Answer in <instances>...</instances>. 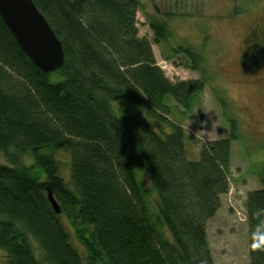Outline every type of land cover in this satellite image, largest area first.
Wrapping results in <instances>:
<instances>
[{"label": "trees", "instance_id": "trees-1", "mask_svg": "<svg viewBox=\"0 0 264 264\" xmlns=\"http://www.w3.org/2000/svg\"><path fill=\"white\" fill-rule=\"evenodd\" d=\"M32 1L61 41L65 63L39 70L0 18L4 264H214L207 224L229 192L236 124L230 139L203 145L198 161L187 158L186 133L167 119L166 99L188 109L204 82L168 80L139 36L138 0ZM149 26L155 43L169 46L167 22L152 18ZM172 52L201 70L192 49ZM62 152L69 180L58 173ZM260 179L262 189L245 203L250 264H264V173Z\"/></svg>", "mask_w": 264, "mask_h": 264}, {"label": "rangeland", "instance_id": "rangeland-1", "mask_svg": "<svg viewBox=\"0 0 264 264\" xmlns=\"http://www.w3.org/2000/svg\"><path fill=\"white\" fill-rule=\"evenodd\" d=\"M139 36L150 41L157 66L172 83L204 82L203 91L192 95L188 109L171 97L169 122L186 133L185 150L190 161H198L203 145L230 139L231 124L238 139L231 141L229 192L221 198V209L207 224V237L214 264H250V244L245 203L250 192L262 189L264 173V89L245 71L248 33L253 22L264 19V0H138ZM244 12L234 14L235 9ZM167 22L172 39L169 46L155 43L149 19ZM190 48L202 59L200 71L191 61L172 49ZM122 104V103H120ZM203 116V120H201ZM143 119L144 117L141 116ZM156 131L166 130L153 122ZM59 175L69 180L70 159L57 155ZM0 164L8 165L0 153ZM68 229V228H67ZM72 244L85 252L74 232ZM40 258V250L33 246ZM5 254L0 251V264Z\"/></svg>", "mask_w": 264, "mask_h": 264}, {"label": "water", "instance_id": "water-1", "mask_svg": "<svg viewBox=\"0 0 264 264\" xmlns=\"http://www.w3.org/2000/svg\"><path fill=\"white\" fill-rule=\"evenodd\" d=\"M0 18L39 70L53 73L64 66L63 45L32 0H0ZM48 200L55 213L60 214V206L51 192Z\"/></svg>", "mask_w": 264, "mask_h": 264}, {"label": "flooded vegetation", "instance_id": "flooded-vegetation-1", "mask_svg": "<svg viewBox=\"0 0 264 264\" xmlns=\"http://www.w3.org/2000/svg\"><path fill=\"white\" fill-rule=\"evenodd\" d=\"M248 33V60L245 71L264 89V19L253 22Z\"/></svg>", "mask_w": 264, "mask_h": 264}]
</instances>
